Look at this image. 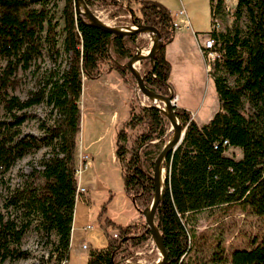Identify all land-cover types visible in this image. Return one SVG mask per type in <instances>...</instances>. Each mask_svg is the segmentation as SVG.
<instances>
[{"label":"trees","instance_id":"trees-1","mask_svg":"<svg viewBox=\"0 0 264 264\" xmlns=\"http://www.w3.org/2000/svg\"><path fill=\"white\" fill-rule=\"evenodd\" d=\"M57 1L0 0V107L5 113L0 118V175L18 160L46 148L38 167L29 162L30 172L19 173L18 186L3 196L0 263L28 256L21 244L31 225L51 244L50 259L54 256L56 264L69 259L75 201L81 194L74 152L81 121L82 77L94 79L114 70L123 81H134L124 64L137 48L148 44L140 33L120 36L91 25L77 12L75 0H62L60 10ZM230 1L232 25L223 31H208L219 53L210 72L218 111L201 126L188 110L177 107L174 111L185 133L180 145L164 158V189L154 216L167 254L165 264H264V233L252 240L251 247L236 248L228 258L222 256L217 243L210 258L203 260L195 256L200 235L188 226L200 211L233 205L264 218V0ZM84 2L112 6L109 16L119 19L117 24L157 29L162 44L153 64L141 60L142 76L149 89L168 95L172 67L165 47L175 32L169 9L156 0ZM210 3V13L214 9L223 20L227 14L224 0ZM243 17L245 28L239 22ZM44 53L52 67L43 72L27 97L20 98L13 93L18 70L28 69ZM61 53L67 54L63 69L58 63ZM43 102L54 113L51 122L40 124L43 136L23 133L21 126L31 116L28 110ZM136 109L129 106V118L117 131L115 154L122 165L123 191L139 218L120 224L105 217V246L90 249L87 264H143L138 261L139 249L152 239L143 211L154 193V160L171 131L160 109L150 104ZM136 130L129 146L130 131ZM231 148H239L241 156L228 154ZM111 199L109 195L101 204L98 219L106 214ZM109 227L117 236L107 232Z\"/></svg>","mask_w":264,"mask_h":264},{"label":"rangeland","instance_id":"rangeland-1","mask_svg":"<svg viewBox=\"0 0 264 264\" xmlns=\"http://www.w3.org/2000/svg\"><path fill=\"white\" fill-rule=\"evenodd\" d=\"M179 2L180 0H163L161 3L162 5L165 3V7H174ZM195 2L194 9L197 14L207 12L206 18H202L200 29L208 31L211 29L209 2L205 0V5L204 0H195ZM57 3L60 10L63 1L58 0ZM88 8L100 21L108 25L123 28L124 26L134 27V24H117L119 19L109 16L113 12V7L110 5L103 6L96 3L88 6ZM80 9L83 11V7H80ZM58 14L57 17H59ZM232 22V14H226L224 19L221 20L220 30H225L232 25ZM239 22L245 28L246 18L243 17ZM60 36L62 39L63 34L60 33ZM140 37L145 38L148 44L138 49L148 51L153 42V34L151 32L140 33ZM58 63H60L61 69L65 68L67 65V54L61 53ZM50 67H52V63L47 54L44 53L28 69H19L18 83L13 93L20 98L27 97L29 90L36 88L35 86L40 81L43 72ZM136 67L139 74L142 75L144 67L141 61L136 63ZM116 73V75H113L112 71L99 80L82 77L85 83L80 96L82 111L80 130L77 133V147L78 150L81 147L83 153L88 154L89 159L87 160V167L76 178L79 185L89 190L90 200L87 201L80 196L79 204L77 205L76 222L81 226L86 224L93 226L86 232H81L86 238L85 241L89 245V250L105 246L106 241L102 227L103 218L98 219L97 214L101 204L107 200L109 195H112V199L107 205V212L104 216L107 215V217L120 224L133 223L139 218L138 211L123 191L122 165L115 154L116 134L123 120L129 115V106L133 105L136 107V111H138L139 107L151 103L162 110L165 107L162 101L155 98L150 99L139 91L136 86V80L125 82L120 77V74ZM229 82L232 83L231 78H229ZM122 83L128 86V91L124 89ZM169 85V93H172L173 96L174 90L178 97L177 101L175 100L176 97L173 96L175 98L173 99L174 108L181 107L190 110L192 118H195L198 125L207 123L211 114L218 111L219 102L211 73L206 71L204 63L198 61L194 56L190 59L187 67L181 66L178 61L174 62ZM28 113L31 116L21 126L22 132L32 134L37 138L42 137L43 131L40 128V124L42 121L51 122L54 117V113H51V107L43 102L30 108ZM4 117L5 113L0 107V118ZM177 121L179 123L178 119ZM138 132L139 130L130 131L129 146ZM45 150V147H41L34 155H27L18 160L10 170L0 175V209L3 196L20 183L18 174L30 172L31 165H29V162H33V166L38 167V160ZM227 153L235 157L240 155L239 151L236 153L230 149ZM162 173L164 177L163 169ZM188 226L198 236L200 235L197 239L199 247L195 256L208 260L210 251L218 243L217 246L222 250V256L228 258L234 249L249 248L252 246L253 239L257 238L258 240L261 238L264 233V218L248 210H243L237 205H233L231 207H216L200 211L191 218ZM107 232L112 234L117 231L109 227ZM53 239L54 236H51L50 240ZM21 248L28 251L27 257L11 263L4 262L0 264H56L54 256L51 259L48 257L52 248L51 244L46 243L45 239L35 231L34 225H31L22 239ZM138 256L139 263L155 264L160 256V250L154 240L150 238L139 249ZM64 263L65 261L60 264ZM69 264H79V262L71 259Z\"/></svg>","mask_w":264,"mask_h":264},{"label":"crops","instance_id":"crops-1","mask_svg":"<svg viewBox=\"0 0 264 264\" xmlns=\"http://www.w3.org/2000/svg\"><path fill=\"white\" fill-rule=\"evenodd\" d=\"M156 1H158L159 3L163 2V0H156ZM208 2L210 5L211 4L210 0H208ZM195 5H196L195 0H180V2L177 3L176 6H174V7H166L169 9V11L172 14L173 22L175 23L176 26H178V27H175L173 40L169 44H167L165 47V56H166L167 60L171 63V67H172L171 71L173 70L174 62L178 61L181 64V66L187 67L189 62H190V59L193 56L195 58H197L198 61L203 62V58H202L200 50H199V41H200L202 35L207 33L209 30L203 31L202 29H200V25H201V22L203 20L202 18H206L207 12H204L203 14L202 13L197 14L196 10L194 9ZM204 5H205V0H204ZM204 20H206V19H204ZM111 72L112 71H110L108 73L101 74V75H99L96 78L91 79V80H99L104 75L110 74ZM113 73H114L113 75L117 74L116 71H114V70H113ZM115 77H119V76H115ZM117 79H120V78H117ZM84 83H85V81L82 80V90L84 87ZM122 85L124 86V89L126 91L129 90L128 86L125 85V83H122ZM175 97H176V100L178 101V97L176 94H175ZM79 108H80V111H82L80 98H79ZM184 109H186V108H184ZM186 110H188V109H186ZM188 111L191 113L190 110H188ZM128 112H129V108H128ZM214 113L211 114L208 121L212 118ZM128 118H129V115L126 119H128ZM193 119L195 120V118H193ZM125 120H123V121H125ZM195 122H196V120H195ZM199 126H201V125L199 124ZM230 150L232 152H236V153L239 151V153H240L239 157L241 156V151L239 148H231ZM85 156H86V164H87V160L89 159V156L87 153H83L81 147L78 150L77 135H76L75 152H74L75 165L77 166L79 164V162L81 160H83V158ZM239 157L237 155L236 158H239ZM78 186L83 187V186L79 185V183H78ZM83 188H84V191L81 192V195H79V197L75 201L74 215H73L71 235H70V244H69V247H70L69 259L67 261H65L64 264H69L71 259H74L75 262H79V264H87V261L89 259V251H90L89 245L86 243V241H85L86 238L82 234V233L87 231V230H84L83 228L89 224L81 226V225H78L76 222L77 221V219H76L77 218V205L79 204L78 200L80 199V196H82V198H85L87 201L90 200L89 190L86 189L85 187H83ZM105 217H107V215L103 217V221H104ZM114 222H116V221L114 220ZM116 223H118V222H116ZM83 244H86L87 248H83L82 247ZM85 251H87V252H85Z\"/></svg>","mask_w":264,"mask_h":264},{"label":"water","instance_id":"water-1","mask_svg":"<svg viewBox=\"0 0 264 264\" xmlns=\"http://www.w3.org/2000/svg\"><path fill=\"white\" fill-rule=\"evenodd\" d=\"M80 1L82 2L81 4L79 3V0H75L77 12L81 16L86 17L90 21L91 25L99 27V28L111 33V34L120 35V36H130V35L135 34V33H145L147 30H153L157 35L158 43L156 44V42H153L150 45L149 51L147 52V54L142 55L140 53V49L137 48L135 53L133 54V56L131 58H129L125 62L124 65L128 67L130 73L134 76L136 83H137L136 86L139 89V91H141L145 96H147L150 99L153 96H156L157 98L161 99V101L164 103V105L167 109L166 112H164L162 109H160L157 105H155L153 103H151L150 106H153V107L160 109L165 114V116L167 117V119L170 123L169 131H171V135L168 138V140L165 142L162 149L157 154V156L154 160V167H153L154 193H153V197H152L150 204L143 211L144 221L151 231L152 239L154 240L155 237H158L160 244H161L162 260H161L160 264H165L166 259H167L166 250H165V247L163 245L161 235H160L157 227L155 226V222H154V216H155L156 208H157V205H158V203L162 197V193H163V189H164V177H162V180H161L160 168L162 167L164 158L167 155V153L173 152L182 142L183 137H184V133H185V128L182 127L180 122L178 124H176L172 118L173 116H175V113H174L175 103L173 102L174 98L172 96V93H169L168 95H161V94L156 93L153 90L149 89L145 85V82L143 80V76L140 75L139 72L137 70H135L132 66V62L134 60L139 62L143 59H149L151 61V63L153 64L154 54L161 47V44H162L161 36H160L159 32L157 31V29L152 27V26L134 25L135 28H133V29H127V27H129V26H124L125 29H123V27H116V26L108 25V24L100 21L89 10L88 5L84 2V0H80ZM80 7H83V11L80 9ZM162 169H163V167H162ZM155 264H157V263H155Z\"/></svg>","mask_w":264,"mask_h":264},{"label":"built area","instance_id":"built-area-1","mask_svg":"<svg viewBox=\"0 0 264 264\" xmlns=\"http://www.w3.org/2000/svg\"><path fill=\"white\" fill-rule=\"evenodd\" d=\"M229 1L230 0H224L225 11L227 12V14L228 13L230 14L233 11V5ZM174 27H178V26H176L174 23ZM220 29H221V19H220L218 13L213 9V11L211 13V29L210 30L211 31H218ZM199 50H200L201 56L203 58V62H204V66H205L206 71L211 72L215 61L219 58V53L215 49V40L210 35V33L202 35V37L199 41ZM86 167H87V164H86V156H85L83 158V160H81L79 162V165H77L75 168L76 177H77V175H80L81 172ZM77 190L79 193H81L84 191V188L78 186ZM91 228H92L91 225H86L83 229L89 230ZM112 236H117V232L112 233ZM82 247L87 248L86 244H83Z\"/></svg>","mask_w":264,"mask_h":264},{"label":"bare ground","instance_id":"bare-ground-1","mask_svg":"<svg viewBox=\"0 0 264 264\" xmlns=\"http://www.w3.org/2000/svg\"><path fill=\"white\" fill-rule=\"evenodd\" d=\"M79 3H82V2L79 0ZM133 28H135V26H134V27H133V26L127 27V29H133ZM123 29H125V28H123ZM146 32H151V33L153 34V36H154V38H153V42H156V44H157V43H158V39H157V35H156V33H155L153 30H147ZM153 42H152V43H153ZM148 51H149V49H148ZM148 51L140 50V53H141L142 55H145V54H147ZM136 63H137L136 60H134V61L132 62V66H133V68H134L135 70H137ZM152 98H153V99L155 98V99H158L159 101H161V99L157 98L156 96H153ZM163 111H164V112L167 111L166 107H164ZM163 114H164V113H163ZM172 118H173L174 122H175L176 124H178V121H177L176 117L173 116ZM160 172H161V180H162V177H163L162 167L160 168ZM154 242H155V244L157 245V247H158L159 250H160V256L158 257L157 262H156L157 264H160V262H161V260H162V250H161V244H160L159 238H158V237H155Z\"/></svg>","mask_w":264,"mask_h":264}]
</instances>
